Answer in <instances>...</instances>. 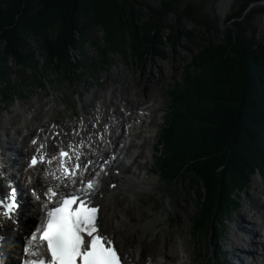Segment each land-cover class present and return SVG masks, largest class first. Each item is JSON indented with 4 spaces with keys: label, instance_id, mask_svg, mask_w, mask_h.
Here are the masks:
<instances>
[{
    "label": "trees",
    "instance_id": "16d2710c",
    "mask_svg": "<svg viewBox=\"0 0 264 264\" xmlns=\"http://www.w3.org/2000/svg\"><path fill=\"white\" fill-rule=\"evenodd\" d=\"M137 1L0 0V47L4 48L0 83L8 84V57L31 74L48 72L64 81H73L77 74L88 76L93 70L104 69V64L108 68L104 59L125 47V35L131 55L133 51L140 60L144 30L138 26L139 19H131L127 11ZM157 1L145 5L148 21L157 20L153 34L171 13L185 16L208 32L217 29L216 19L199 8L188 5L179 12L177 0ZM239 1L237 11L225 21V46L202 47L184 79L169 92L158 140L159 175L164 182L186 184L188 194L196 196L194 225L207 237L217 233L216 216L236 209L233 190L242 191L256 170L264 173V46L251 42L243 15L252 3L263 0ZM97 33L103 37L100 46L95 40ZM158 38L164 39L160 34ZM87 42L101 54V62L82 58ZM155 45L153 37L147 40L151 51L145 55L155 57ZM35 49L44 58L40 70L33 60ZM72 52L78 54L76 60ZM21 80L29 83L33 79L22 76Z\"/></svg>",
    "mask_w": 264,
    "mask_h": 264
},
{
    "label": "rangeland",
    "instance_id": "374dc122",
    "mask_svg": "<svg viewBox=\"0 0 264 264\" xmlns=\"http://www.w3.org/2000/svg\"><path fill=\"white\" fill-rule=\"evenodd\" d=\"M177 1L180 3L178 4L179 12L188 5L199 8L216 19L217 29L208 32L196 26L185 16L182 18L171 13L163 19L162 27L157 29V33L153 34V27L157 20L154 19L152 23L148 21L149 12L145 5H156L158 1L138 0L137 5L133 6L132 10L127 7V11L131 19L133 16L134 19H139L138 26L144 30V44L140 50L143 55L140 60L133 56V51L131 55L127 35L123 41L126 44L125 47H120L117 53L111 54L109 59H104L108 62V68H105L104 64V69L93 70L88 76L77 74L73 81L68 79L64 81L58 75L48 72L41 74L40 71V73L31 74L32 71L29 70L30 73H28L23 69L24 72L21 73L19 67H15L14 63L8 59L6 72L9 83L5 88L0 84V144L1 141L9 138L7 136L9 125L6 121L8 117L15 115L17 110L22 111L24 116L29 118L28 121L35 123L36 114L39 116V109H41L42 118L46 123L40 126L43 125L42 130L45 134H47L48 124L59 121L58 125L56 124L58 130L69 137V131L74 127L77 128L84 117L90 118V111L97 103L102 102L107 88L113 90L109 92L110 100L113 101L112 98L115 97L114 102L119 106L124 105V94L129 93L140 103L136 107L141 109L149 107L147 109L151 111L150 115L145 111L149 126L130 137L128 145L135 148L132 149L129 146L131 156H121L122 161L127 157L125 173L120 177L123 181L121 188L133 193L132 198H134V201L127 206L129 216L132 210L139 216L136 221L138 227L133 230L140 232L141 224L151 222L148 230L133 238L137 242L135 245H139L140 251V256L138 255L136 260L138 259L137 261L142 264L146 263L145 261L150 264H157L158 261L168 264L166 259H160L163 254L164 256L166 254V258H174L175 264H226L228 262V264L231 262L239 264L238 261H233V256L241 259L247 256H243L240 251L237 252L236 248H251L250 241L255 237V232L264 228V173L256 170L251 183L243 187L242 191L233 190L231 198L237 204L236 209L229 214L224 212L216 216L219 223L217 233L214 232L212 236L207 237L203 230L197 231L194 225L198 212L196 196L188 194V187L182 182L171 184L169 181H163L155 167L160 150L157 153L155 151H158L159 131L168 107L169 92L184 79L192 59L198 56L202 47L211 49L220 45L225 46L223 42L225 21L229 15L237 11L240 1L233 0L224 13L219 10L220 0ZM243 15L251 42L264 46V0L252 3ZM130 24L136 25L132 22ZM157 34L164 39L157 40ZM152 37L156 41L157 52L155 57H148L145 54L151 50H148L147 40ZM95 40L97 46L102 45V34H95ZM186 48H189V51L185 50ZM81 52H83V59L97 62L99 59L101 62V54L90 42L85 43ZM123 52L124 55L121 54ZM73 55L76 60L78 54L73 53ZM33 57L35 68L40 70L44 66V58L36 49ZM17 71L20 75H27V77L30 75L33 80L18 85L20 75H17ZM34 76L37 80H34ZM123 84L128 87H124ZM8 85L10 87L17 85V92L10 94ZM1 93H7V95L3 97ZM86 100L89 101L86 102ZM106 106L111 107L110 104ZM50 152L51 149L47 146L46 154ZM127 179L132 181L129 186L126 184ZM94 185L99 191L107 190V181L102 183L99 181ZM236 195L240 200L236 199ZM118 208L116 207L117 210ZM123 213L128 212L125 209ZM240 230L254 232L252 233L254 235L245 236ZM227 248L231 252L224 251Z\"/></svg>",
    "mask_w": 264,
    "mask_h": 264
},
{
    "label": "bare ground",
    "instance_id": "6f19581e",
    "mask_svg": "<svg viewBox=\"0 0 264 264\" xmlns=\"http://www.w3.org/2000/svg\"><path fill=\"white\" fill-rule=\"evenodd\" d=\"M232 1L220 0L219 10L224 13L225 9L227 10L231 6ZM123 86L128 87L124 84ZM109 92H113V90L109 88L105 90L102 102H99L96 108L94 107L90 111L91 118L83 120L76 137L74 135L67 137L63 131L57 135L55 127L59 121L48 124L47 134H45L41 130L43 125L40 126L46 123L42 118L41 109H39V116L36 114L35 123L31 120L28 121L29 118L18 110L15 115L8 117L6 121V124L9 125L7 147L5 144L0 146V194L2 196L0 197V234L4 238L6 254L13 257L24 255L27 259L35 253L42 252L43 249L39 246L37 237L34 243H30V237H34V231L41 226L45 211L69 192L88 193V190H83L82 186L84 188L86 182L97 183L99 181L98 172L103 168V161H108L112 170L118 171L123 168L120 156H131L130 145H128L130 137L137 133L139 126L144 124V128L149 126L147 116L144 115L142 118L140 114L142 111H146L150 115L151 111L147 109L149 107L145 109L136 107L140 103L129 93L124 94V105L119 106L114 102L115 97L112 98L113 101L110 100ZM107 104H110L111 107H107ZM86 129H90V133L83 141ZM47 146L51 149L49 155L45 153ZM61 147L70 151L69 157L64 161L58 159L57 155ZM130 148L134 147L130 146ZM2 151H7L8 156L3 155ZM38 153L40 154L38 155L39 159H42L43 162L41 163L40 160L35 168H29L30 159ZM13 154L15 155L13 156ZM111 155L119 157V161H113ZM10 164L12 170L8 167ZM61 164L63 165L62 169ZM63 172L70 175H64ZM15 176L19 179L17 184L20 186L21 196L25 197L24 206L18 214V220L3 211V197L10 187L5 184L3 179L12 180ZM110 180L109 184H116L113 190L96 193L94 189L88 195L91 203L99 208L100 230L98 234L115 245L124 259V264H142L138 262V259V261L136 260L137 256H140V251L139 245H135L137 242L133 238L148 230L151 222L147 221L141 224L140 232L133 230L138 227L136 221L139 217L138 213L133 210L129 216L127 206L134 201L133 193L122 189L121 182L123 181L117 177H112ZM130 183L132 181L127 179L126 184L129 186ZM32 189L34 190L33 194L30 192ZM141 190L143 189L141 188ZM116 207H119L118 210ZM125 209L128 213H123ZM240 231L245 236L254 233ZM250 242L251 248H236L237 252L240 251L243 256H247V259L240 258L238 263L264 264V228L255 232V237ZM180 247H182L181 244ZM160 259H166L168 264H175L174 258H166V254L165 256L163 254ZM145 262L144 264H150ZM157 264L162 263L158 261Z\"/></svg>",
    "mask_w": 264,
    "mask_h": 264
}]
</instances>
